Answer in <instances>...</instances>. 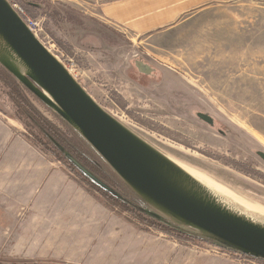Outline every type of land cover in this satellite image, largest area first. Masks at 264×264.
<instances>
[{"label":"rangeland","instance_id":"obj_1","mask_svg":"<svg viewBox=\"0 0 264 264\" xmlns=\"http://www.w3.org/2000/svg\"><path fill=\"white\" fill-rule=\"evenodd\" d=\"M13 1L106 112L264 223V162L255 154L264 152V0H202L141 35L101 14L132 0ZM4 88L0 83V126L37 144L13 116ZM34 105L62 128L51 110ZM16 223L0 226V264H74L30 258L35 247L14 242L22 236Z\"/></svg>","mask_w":264,"mask_h":264},{"label":"crops","instance_id":"obj_2","mask_svg":"<svg viewBox=\"0 0 264 264\" xmlns=\"http://www.w3.org/2000/svg\"><path fill=\"white\" fill-rule=\"evenodd\" d=\"M201 1L132 0L101 14L141 35L175 22ZM12 130L0 126V226L17 222L22 236L14 242L33 245L30 258L74 264H262L138 229L110 211L61 162Z\"/></svg>","mask_w":264,"mask_h":264},{"label":"water","instance_id":"obj_3","mask_svg":"<svg viewBox=\"0 0 264 264\" xmlns=\"http://www.w3.org/2000/svg\"><path fill=\"white\" fill-rule=\"evenodd\" d=\"M0 66L77 132L158 216L217 247L264 261V226L224 207L184 169L106 112L8 0H0ZM197 117L213 126L210 116ZM255 154L264 162V152Z\"/></svg>","mask_w":264,"mask_h":264},{"label":"trees","instance_id":"obj_4","mask_svg":"<svg viewBox=\"0 0 264 264\" xmlns=\"http://www.w3.org/2000/svg\"><path fill=\"white\" fill-rule=\"evenodd\" d=\"M28 5L30 6V4ZM0 83L9 89L6 92L4 88L2 95L9 102L8 105L11 107L13 116L33 133V139L37 144L31 142L37 147L40 146V149L45 153H51L56 160L62 163L67 172L91 194L95 195L110 211L126 216L138 229H154L182 243L207 241L191 230L179 229L154 213L69 125L52 112L51 114L60 121L62 128L44 117L34 103L37 102L41 106L43 104L2 66H0ZM51 142H56L63 151L58 152L53 149ZM88 173L104 185L97 183ZM224 251L233 254L231 251ZM241 257L264 264V261L261 260L244 255Z\"/></svg>","mask_w":264,"mask_h":264},{"label":"built area","instance_id":"obj_5","mask_svg":"<svg viewBox=\"0 0 264 264\" xmlns=\"http://www.w3.org/2000/svg\"><path fill=\"white\" fill-rule=\"evenodd\" d=\"M8 1L10 2L12 8L17 12V14L23 19V21L26 23V25L30 28V30L33 32V34L37 37L39 29L36 30L35 27H37V26L32 22V20L30 18H28L26 16L25 10L20 6V4L14 2L13 0H8ZM44 46L61 62V60L55 55L56 50L53 49L54 48V45H49V44L47 45L46 44ZM53 50H54V52H53ZM61 63L63 64V62H61ZM72 67H69V69H68L65 66V68L68 70V72L76 79V77H75L76 76L75 69H74V67L73 68ZM190 244H192L193 246H195L196 248H198L201 251L205 250V251H209L211 253L231 254L229 252L224 251L225 249H222L220 247H217L215 245H212V244H209V243H205V242H202V241L201 242L200 241H197L195 243H190ZM232 255L237 256V257L238 256L241 257V255H239L237 253H233ZM249 261L250 262H254V261H251V260H249Z\"/></svg>","mask_w":264,"mask_h":264},{"label":"bare ground","instance_id":"obj_6","mask_svg":"<svg viewBox=\"0 0 264 264\" xmlns=\"http://www.w3.org/2000/svg\"><path fill=\"white\" fill-rule=\"evenodd\" d=\"M189 175H191L199 184L200 186L206 190L207 192L211 193V195H213L214 197H216L217 201L219 203H221L224 207H226L227 209H229L230 211L244 217V218H247L249 219L250 221L252 222H255L259 225H263L264 226V223L261 222V219L257 220L255 219L249 211H247L245 208H243L241 205L237 204L236 202L230 200L229 198H227L228 195L224 196V195H221L220 193L216 192L212 187H210L207 183H205L206 180L203 179V181L199 180V177L198 179L196 177H194V173L191 174L189 173L188 171H186ZM210 184V183H209ZM213 185V184H212ZM217 188V187H216ZM224 192V191H223ZM260 218V217H259Z\"/></svg>","mask_w":264,"mask_h":264}]
</instances>
